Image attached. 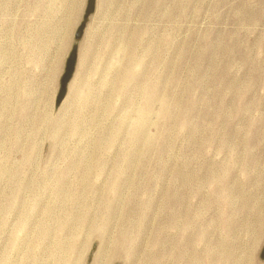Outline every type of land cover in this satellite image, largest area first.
<instances>
[{"label":"rangeland","instance_id":"374dc122","mask_svg":"<svg viewBox=\"0 0 264 264\" xmlns=\"http://www.w3.org/2000/svg\"><path fill=\"white\" fill-rule=\"evenodd\" d=\"M0 0V264H264V0Z\"/></svg>","mask_w":264,"mask_h":264},{"label":"water","instance_id":"95a60500","mask_svg":"<svg viewBox=\"0 0 264 264\" xmlns=\"http://www.w3.org/2000/svg\"><path fill=\"white\" fill-rule=\"evenodd\" d=\"M95 8H96V0H88L86 11L83 16V20L76 31L75 42L72 46V49L70 51L69 57L66 62L65 72L61 80V90L58 97V103H60L64 98V96L66 95L68 83L76 70L77 59H78V44L84 34L85 27L90 18V15L95 11ZM261 256L262 258H264V249Z\"/></svg>","mask_w":264,"mask_h":264}]
</instances>
